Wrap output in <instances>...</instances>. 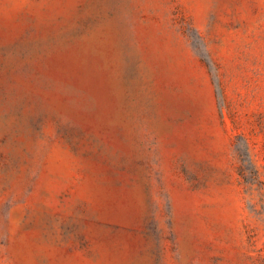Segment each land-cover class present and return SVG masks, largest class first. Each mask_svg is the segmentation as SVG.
Segmentation results:
<instances>
[{
	"label": "rangeland",
	"instance_id": "374dc122",
	"mask_svg": "<svg viewBox=\"0 0 264 264\" xmlns=\"http://www.w3.org/2000/svg\"><path fill=\"white\" fill-rule=\"evenodd\" d=\"M0 264H264V0H0Z\"/></svg>",
	"mask_w": 264,
	"mask_h": 264
}]
</instances>
